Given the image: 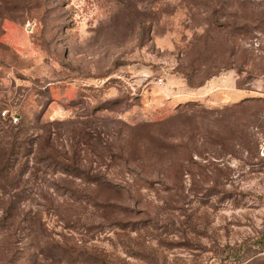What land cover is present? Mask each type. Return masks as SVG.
<instances>
[{
	"label": "rangeland",
	"instance_id": "rangeland-1",
	"mask_svg": "<svg viewBox=\"0 0 264 264\" xmlns=\"http://www.w3.org/2000/svg\"><path fill=\"white\" fill-rule=\"evenodd\" d=\"M0 264H264V0H0Z\"/></svg>",
	"mask_w": 264,
	"mask_h": 264
},
{
	"label": "built area",
	"instance_id": "built-area-1",
	"mask_svg": "<svg viewBox=\"0 0 264 264\" xmlns=\"http://www.w3.org/2000/svg\"><path fill=\"white\" fill-rule=\"evenodd\" d=\"M1 116L3 118H7L12 123H15L18 120L17 116L12 115V114H7L6 111H2Z\"/></svg>",
	"mask_w": 264,
	"mask_h": 264
}]
</instances>
